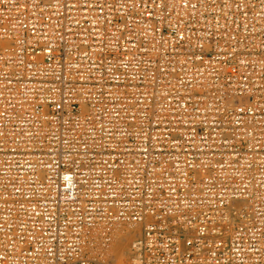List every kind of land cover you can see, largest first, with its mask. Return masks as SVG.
<instances>
[{
  "label": "built area",
  "instance_id": "obj_1",
  "mask_svg": "<svg viewBox=\"0 0 264 264\" xmlns=\"http://www.w3.org/2000/svg\"><path fill=\"white\" fill-rule=\"evenodd\" d=\"M264 264V0H0V264Z\"/></svg>",
  "mask_w": 264,
  "mask_h": 264
},
{
  "label": "bare ground",
  "instance_id": "obj_2",
  "mask_svg": "<svg viewBox=\"0 0 264 264\" xmlns=\"http://www.w3.org/2000/svg\"><path fill=\"white\" fill-rule=\"evenodd\" d=\"M141 233V226L137 224H120L115 227L111 242L103 251L106 258L105 260L119 264L117 262L123 260V257L126 255L125 250L128 241L132 240L131 242H133L135 239L140 237ZM126 258L129 259L128 256Z\"/></svg>",
  "mask_w": 264,
  "mask_h": 264
},
{
  "label": "rangeland",
  "instance_id": "obj_3",
  "mask_svg": "<svg viewBox=\"0 0 264 264\" xmlns=\"http://www.w3.org/2000/svg\"><path fill=\"white\" fill-rule=\"evenodd\" d=\"M132 241V240H131ZM131 241H128V243H127V246H126V250H125V256L123 257V260H120L119 262H117V263H119V264H123V263H125L126 261H127V256L129 257L130 255L129 254H131V244H132V242ZM106 259V258H105ZM125 259V260H124Z\"/></svg>",
  "mask_w": 264,
  "mask_h": 264
}]
</instances>
